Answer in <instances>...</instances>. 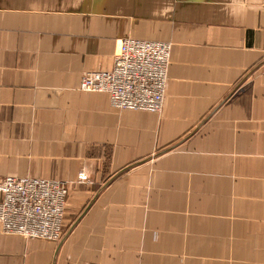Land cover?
I'll use <instances>...</instances> for the list:
<instances>
[{
    "label": "crops",
    "instance_id": "0c3cea01",
    "mask_svg": "<svg viewBox=\"0 0 264 264\" xmlns=\"http://www.w3.org/2000/svg\"><path fill=\"white\" fill-rule=\"evenodd\" d=\"M123 38L172 44L159 114L80 90ZM0 177L72 217L0 264H264V0H0Z\"/></svg>",
    "mask_w": 264,
    "mask_h": 264
},
{
    "label": "built area",
    "instance_id": "2783aa9c",
    "mask_svg": "<svg viewBox=\"0 0 264 264\" xmlns=\"http://www.w3.org/2000/svg\"><path fill=\"white\" fill-rule=\"evenodd\" d=\"M170 42L123 38L111 70L84 75L80 90L107 94L120 111H163L171 62ZM79 175V181H88ZM70 183L32 177H0V227L4 234L60 242Z\"/></svg>",
    "mask_w": 264,
    "mask_h": 264
},
{
    "label": "rangeland",
    "instance_id": "374dc122",
    "mask_svg": "<svg viewBox=\"0 0 264 264\" xmlns=\"http://www.w3.org/2000/svg\"><path fill=\"white\" fill-rule=\"evenodd\" d=\"M71 218L72 217H67V211L65 210V224H64L65 228H64V231L67 229V223H68V221L69 220H72Z\"/></svg>",
    "mask_w": 264,
    "mask_h": 264
}]
</instances>
